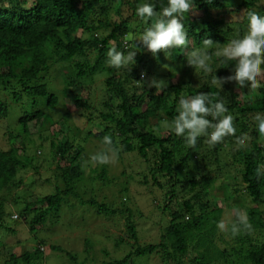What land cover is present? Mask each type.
Instances as JSON below:
<instances>
[{
  "label": "trees",
  "instance_id": "trees-1",
  "mask_svg": "<svg viewBox=\"0 0 264 264\" xmlns=\"http://www.w3.org/2000/svg\"><path fill=\"white\" fill-rule=\"evenodd\" d=\"M142 2L0 0V126L8 131L9 140L7 149L0 148V196L14 185L21 167L32 165L27 154L29 145L22 140L43 136L46 131L51 135L42 142L57 161L54 175L60 185L52 194L12 202L24 205L18 217L25 223L30 239V234H36L47 220L59 217L66 196L81 197L77 181L82 175L88 179L82 181V187L103 178L106 181L102 185L120 180L123 190H127L128 181L122 177L129 180L139 175L134 166L130 167L131 162L129 171L126 173V165L117 179L107 175V164L93 166L90 158H83L84 147L74 143L80 135L83 141H93L99 151L103 137L109 135L117 157L134 153L135 160L145 165L144 170L138 169L143 174L142 183L151 189L149 201L160 212V224H164L159 242L140 241L133 211L123 201L122 207H115L109 202L98 203L96 198H81L79 201L96 213L113 215L114 223L123 220L125 234L119 235L116 243H129L131 249L110 262L97 260L90 252L79 263H72L77 256L71 251L54 244L49 245L50 249L62 252L72 264H130L136 257L149 255L160 258L158 264H214L220 259L226 264H264V176H256L257 166L264 165V136L258 133L254 120L257 113H264V88L252 93L251 82L241 88L229 81L221 89L212 83L213 75H231L234 61L214 59L213 73L205 75L186 60L205 39L218 48L238 33L244 34L248 12L264 13V0H194L184 20L189 44L184 49H169L168 56L164 51L154 56L138 40L129 39L142 34L147 26L135 15ZM150 2L156 11L167 4V0ZM194 11L200 14L194 15ZM126 43L141 48L136 63L125 71L108 66L109 48L115 45L123 49ZM161 69L166 71L169 83L160 90L150 82ZM198 92L209 94L214 101L225 100L228 112L234 116L236 136L249 137L244 147L236 143L235 136L225 137L215 146L202 136L196 147L189 149L182 137L161 127L165 120L175 117L181 95ZM66 96L82 109L78 117L86 124L99 125L97 130L89 127L81 133V124L64 129L63 119L53 121L56 119L50 117V111L53 114ZM11 104L20 112L16 130L1 122ZM237 198L249 199V203L239 204ZM225 208L233 213L243 210L252 230L241 231L235 237L220 232L216 225ZM10 212L0 201V231L6 235L14 232L6 222V217L13 219ZM1 239L0 235V246L4 247ZM32 240L33 246L19 255L6 254L0 248V264H44L46 243L50 242L46 238Z\"/></svg>",
  "mask_w": 264,
  "mask_h": 264
},
{
  "label": "rangeland",
  "instance_id": "rangeland-1",
  "mask_svg": "<svg viewBox=\"0 0 264 264\" xmlns=\"http://www.w3.org/2000/svg\"><path fill=\"white\" fill-rule=\"evenodd\" d=\"M193 14L199 15L200 12L194 11ZM136 36L137 35L134 37ZM165 73L166 71L161 70L159 74L161 76L156 73L154 79L166 81L167 87L169 79L165 77ZM82 93L84 96L86 95V92ZM72 102V97H64L63 102H61L59 107L53 110V114L51 111L49 113L51 118L53 117L56 119L53 121L57 122L59 117V119L64 120V126L62 128H68L69 126L71 129H74L75 126L81 124V133L89 127L93 130H97L99 125L94 123L93 125L89 123L86 124L84 118L78 117V114L82 112V109L76 108ZM63 103H66L67 106H64ZM18 113L20 112L15 110V105L11 104L7 116L2 118L1 122L3 121L4 124L11 127L12 130H16L19 128V125L17 124ZM51 128L53 129V127ZM5 129V127L0 126L1 149H7L9 147V140L7 137L8 131ZM164 130L167 131L165 128ZM42 134L43 136L35 135L22 140L23 144H26V146L29 145L27 147V154L32 159V165H27L23 168L21 167L18 171L14 185L10 190L3 192L0 196V201H3L5 204V210L7 207V211H12L10 213H12L13 216V219L6 217V222L13 228L14 232L6 235L4 232L0 231V235L2 236L1 240L5 243V246H0V248L3 249L6 254L16 252L19 255L23 250L30 249L31 246H33L34 242L32 239L46 238L50 243H46L44 264H61L62 262H65L66 264L79 263L85 256H88L90 252L94 253L95 256H93L97 260L101 261L103 259L102 262H110L122 257V255L128 252L132 247L129 243L122 245H117L116 243L118 236L125 234L123 220L114 223L113 215L106 216L107 214L96 213L88 204L80 202L79 200L81 198H96L98 203L109 202L115 207L121 206L123 201V205L128 206L133 211L134 221L136 222L140 241L153 243L159 242L161 229L164 224H160L159 221L162 219L160 217V212H157L158 209H156V206L155 209H153L149 201V199L152 198V195L149 192L151 189H148V187L144 186L142 183L143 174H141L138 169L144 170L145 165L142 162H139V160H135L136 154L134 153L122 154L113 162L107 164L106 167L108 171L107 175L120 179L121 172L124 170L123 168L127 165V173L129 171L128 162H131L130 167L134 166L135 172L137 171L139 175H136L135 178L129 180L128 177H122L123 181H126V179L128 181L126 184L127 190H123V187H121L123 183L120 182V180L117 181L113 179V181H115L114 183L109 184L108 182H105L102 185L103 181H106L103 178L90 181L89 184L92 187V190H90L91 188L89 187V184L86 187H82V181L88 180L85 175L84 177L82 175L79 181H77L79 187L78 193L81 197L75 199V197L66 196L59 209V217L47 220L46 223L41 226L43 228L40 227L36 234H30V239L25 223H23L22 219L18 217V211H21L24 208V205L22 203L13 204V200L17 199L19 202L24 200L31 201L30 197L35 198L40 195L52 194L55 188L60 185L59 179L54 175V173H56L57 161L50 157V152L46 143L42 142V140L44 141L45 138H48L51 133L46 131ZM74 141V143L80 144L84 147L83 158H90L92 154L97 152L95 149V143L91 140L83 141L82 137L79 135ZM37 150L41 151L40 154ZM136 161L138 163H136ZM35 167H38V169ZM19 180L20 183H18ZM152 189L157 188L153 187ZM20 195L24 198H18ZM237 201L239 204L249 203V199L246 200L244 198H237ZM69 205L72 209L67 207ZM238 213L244 214V211L241 210L237 213H233L229 208H225L222 219L225 221L232 220L233 216H237ZM15 214L17 215L16 218L14 217ZM50 244H54L57 247L62 248V250L65 249L71 251L77 256L76 261L70 263L67 258H64L65 255L62 252L50 249ZM100 252H104V255ZM224 262L225 259H220L214 264H226V262ZM158 263H161L160 258L149 255L141 258L136 257L130 264Z\"/></svg>",
  "mask_w": 264,
  "mask_h": 264
},
{
  "label": "clouds",
  "instance_id": "clouds-1",
  "mask_svg": "<svg viewBox=\"0 0 264 264\" xmlns=\"http://www.w3.org/2000/svg\"><path fill=\"white\" fill-rule=\"evenodd\" d=\"M193 7L194 0H167L166 6L156 11L154 3L143 0L136 7L135 15L147 26L144 27L142 34L129 39L138 40L140 45L154 56L158 51H164L168 56L169 49H184L189 44L184 20ZM140 50L136 44L129 47L126 43L123 49L113 45L106 53V63L113 69L130 70L136 63L135 56ZM214 59L235 62L231 75L218 78L214 73L212 83L219 85L221 89L229 81H235L241 88H245L251 82L252 93L264 88V13L249 11L246 32L242 35L238 33L226 46L213 48V41L205 39L203 46L192 50L186 58L190 67L199 69L205 75L213 73ZM150 85L161 90L166 87V81L153 79ZM175 112V117L171 121L165 120L161 127L170 129L176 136L182 137L189 149L196 147L198 139L202 136L207 137L210 146H215L229 136H235L240 147H244L249 140L247 134L236 136L234 116L228 112L223 98L214 101L205 92L181 95ZM254 120L258 133L264 136V113H257ZM102 144L103 147L90 156L93 166L106 165L117 158L111 136L105 135ZM256 176H264V165L257 166ZM216 226L220 232L230 233L233 237L239 235L241 231L252 230L248 216L242 213H238L234 220L221 219Z\"/></svg>",
  "mask_w": 264,
  "mask_h": 264
}]
</instances>
